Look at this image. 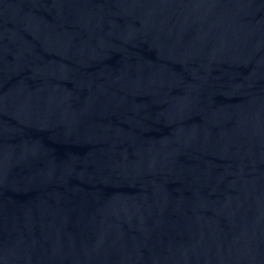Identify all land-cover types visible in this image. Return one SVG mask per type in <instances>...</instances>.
Returning a JSON list of instances; mask_svg holds the SVG:
<instances>
[{"label": "water", "instance_id": "water-1", "mask_svg": "<svg viewBox=\"0 0 264 264\" xmlns=\"http://www.w3.org/2000/svg\"><path fill=\"white\" fill-rule=\"evenodd\" d=\"M0 264H264V0H0Z\"/></svg>", "mask_w": 264, "mask_h": 264}]
</instances>
